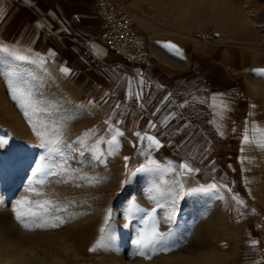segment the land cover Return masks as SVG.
Segmentation results:
<instances>
[{
  "label": "rangeland",
  "instance_id": "1",
  "mask_svg": "<svg viewBox=\"0 0 264 264\" xmlns=\"http://www.w3.org/2000/svg\"><path fill=\"white\" fill-rule=\"evenodd\" d=\"M118 1L135 11V25L149 16L168 23L174 33L191 22L206 24L204 29L216 28L227 39L224 44L238 48L233 69L241 98L231 133L227 125L217 124L227 137L215 139L206 122L193 121L181 126L182 132L186 128L190 131L179 140L172 133L169 137V130L140 129L132 116L113 103L103 108L72 79L19 46L3 42L8 38L0 31V136L9 140L0 147V183L9 173L13 175L1 188L6 212L0 210V249H18L25 244L39 249L40 256L49 261L52 255H59L67 264H112L111 257L123 264H264V151L242 144L246 121L249 128L253 122L264 128V74L254 71L264 70V0ZM219 24L227 26L234 36ZM194 47L199 48L195 43ZM14 87L31 93L30 99L23 101L31 125L12 98ZM197 110L205 114L202 107ZM105 121L124 132L118 147L112 146V155L108 154L111 133ZM23 127L27 129L25 135ZM198 129L206 134L191 136ZM137 132L155 137L160 147L149 149V142H141ZM142 151L147 154L141 155ZM149 156L160 169L141 170ZM169 161L177 171L182 163L200 171L179 176L177 171H165ZM42 163L55 174L37 186L44 195L32 198L52 200L68 211L54 213L65 219L59 227L29 231L15 219L11 204L26 195L33 171ZM27 165L30 167L22 174L23 180L17 182L15 177ZM177 181L184 185L182 192ZM213 183L227 185L231 193L219 187L218 192L189 194L190 189ZM233 194H238L245 206L237 205ZM219 195L223 199L217 198ZM174 200L175 223L169 224L166 218L173 211ZM109 210L113 239L107 249L89 251L101 237L100 228ZM153 220L161 232L169 227L178 229L183 235L180 246L151 259L131 255L139 230L150 228ZM129 227L131 232L120 239L119 230ZM60 240L71 243L81 259L77 260L73 250L66 252ZM253 240L257 241L254 246Z\"/></svg>",
  "mask_w": 264,
  "mask_h": 264
},
{
  "label": "crops",
  "instance_id": "2",
  "mask_svg": "<svg viewBox=\"0 0 264 264\" xmlns=\"http://www.w3.org/2000/svg\"><path fill=\"white\" fill-rule=\"evenodd\" d=\"M136 24L158 57L157 67L150 73L125 63L100 41L103 21L95 0H0L1 36L8 38L3 42L19 46L72 79L103 108L113 103L132 116L138 128L150 129L154 124L178 140L190 131L182 132L181 126L191 121L206 122L215 139H225L216 125H227L231 133L241 98L233 69L238 48L216 43L195 49L193 35L206 24L191 22L177 33L156 16ZM219 26L234 36L227 26ZM166 45H175L182 55ZM61 68L69 69L68 73ZM200 107L205 114L198 113ZM202 133L206 134L198 129L191 136L200 138Z\"/></svg>",
  "mask_w": 264,
  "mask_h": 264
},
{
  "label": "snow or ice",
  "instance_id": "3",
  "mask_svg": "<svg viewBox=\"0 0 264 264\" xmlns=\"http://www.w3.org/2000/svg\"><path fill=\"white\" fill-rule=\"evenodd\" d=\"M166 47L174 48L176 50L177 55H182L180 49L176 48L175 45H166ZM3 51L8 52L9 49L4 48ZM15 55V53H11ZM49 55H53V53H49ZM61 71L65 74L68 73L69 69L61 68ZM255 72L264 74V70H254ZM31 93L26 92L25 90L14 87L13 88V100H17L18 104L21 106V109L24 111V116L28 118L29 124H33L31 118H29V113L27 110H24L23 101L30 99ZM215 100V97L213 98ZM226 107V105H224ZM37 112L40 111L39 109L36 110ZM106 124L109 125L108 131L111 133V138L107 140V144L109 145L110 151L109 155L113 154L112 146L115 145L118 147L120 141L119 137L124 135V132L121 131L118 127L113 126L109 121H105ZM149 127H155L154 124H150ZM35 131V128H34ZM217 131L220 132V135H223V132L220 131L219 127ZM235 131V129H233ZM251 131V135L249 134ZM37 135H41L40 132H37ZM137 137H139L140 141L143 142L145 139L149 142L147 147L150 149L155 145L157 148L160 147L159 141L155 139V137L151 135H141L139 132L135 133ZM9 140L5 136H0V147L8 145ZM242 144L244 145H254L256 148L264 151V128L252 123L251 128H249L248 122L245 123L244 133L242 136ZM41 147H44L42 144ZM245 149L242 146L241 152ZM147 154L146 151H142L141 155ZM101 163H105L104 160H101L100 156L96 157ZM125 161L128 160V157L124 158ZM45 157H41V161L43 162ZM243 162V161H242ZM160 165L157 163L156 160L150 158L146 161L145 164L141 165V170H158L160 169ZM48 169V165L42 163L37 169L33 171V178L29 180L28 186L25 188L26 195H22L19 198L15 199L14 203L11 204V211L15 215V219L21 224V226L25 230H35V229H47V228H57L60 225L65 223V219L61 215H57L54 213H61L67 212V207H61L57 204H54L52 200L49 199H33L32 197H41L43 196V192L37 186H43L49 176L54 175L55 173L51 172ZM178 171L172 167V162L169 161L168 167L165 171H177V175L179 176H187L189 174H194L199 172L198 168H192L187 163H182L178 166ZM37 176L39 178L37 179ZM177 186L183 191V183L177 181ZM219 187H223L227 189L229 193H231V188L227 185H221ZM219 187L217 184L213 183L206 186H201L198 189H190L189 194H193L196 192H206L208 190H215L216 192L219 191ZM219 199H223L222 195L217 196ZM232 200L236 202L237 205L245 206V202L243 199L239 197L238 194L232 195ZM71 203V202H70ZM175 204L176 201H173V211L172 213L166 218L169 224H174V216H175ZM255 211L254 209L252 210ZM155 209H153V213ZM70 218H74L69 214ZM111 210L105 215L104 218V225L100 228L101 237L96 241V243L89 249V251H97L100 249H107L109 247L110 241L113 239L111 233ZM183 240V235L179 232L178 229H174L169 227L166 232L159 231L158 223L153 220L150 228H145L139 230L137 234V238L135 241L136 249L131 255L136 256L139 255L145 259H151L153 256L158 255L160 253H168L172 251L174 248H178L180 243ZM257 241L253 240L252 245L254 246Z\"/></svg>",
  "mask_w": 264,
  "mask_h": 264
},
{
  "label": "built area",
  "instance_id": "4",
  "mask_svg": "<svg viewBox=\"0 0 264 264\" xmlns=\"http://www.w3.org/2000/svg\"><path fill=\"white\" fill-rule=\"evenodd\" d=\"M95 9L103 21L100 41L125 63L150 73L158 63L157 54L135 28V14L118 0H95ZM197 47L224 44L227 39L214 27H208L193 37Z\"/></svg>",
  "mask_w": 264,
  "mask_h": 264
},
{
  "label": "bare ground",
  "instance_id": "5",
  "mask_svg": "<svg viewBox=\"0 0 264 264\" xmlns=\"http://www.w3.org/2000/svg\"><path fill=\"white\" fill-rule=\"evenodd\" d=\"M133 13L135 14L134 11H133ZM262 19L264 21V18H262ZM21 131H22V134L25 135L26 132H27V129L25 127H23L21 129ZM29 146L30 145H28L27 148H29ZM29 167H30V165H27L25 167V170H22L20 172V174L17 175L16 177L14 176L15 178L18 179L17 182H20L21 180H23L22 174ZM12 179H13V175L11 173H9L8 176L4 180L1 181V183H0V194H1V190H2L1 188H3V186H5L6 184H8ZM5 201L6 200L3 199V197H0V210L1 209L2 210L4 209V205L3 204H4ZM3 212H6V211L3 210ZM10 217H7V218H10ZM119 232H121V233L118 234L119 235L118 237L121 239L123 236H125L126 234H128V233L131 232L130 231V227L127 228V229H120ZM60 241H62V240H60ZM62 244H64V248L66 249V252L67 251H70V250H73L74 251V255L77 258V260H80L81 259V254L73 247V245L71 243H68L66 241H62ZM47 258L44 257V256H40L39 249H36L33 246L28 247V245H25V244L21 245V247L18 248V249H12V250H9V249H0V264H67V262L64 261L59 255L58 256H56V255L53 256L52 255V257L50 258V261L47 260ZM110 262L112 264H123L121 262V260L118 259V258H116V257H111L110 258Z\"/></svg>",
  "mask_w": 264,
  "mask_h": 264
}]
</instances>
